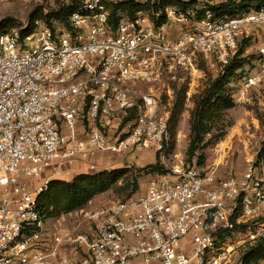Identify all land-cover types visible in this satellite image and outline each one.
Masks as SVG:
<instances>
[{
	"label": "built area",
	"instance_id": "obj_1",
	"mask_svg": "<svg viewBox=\"0 0 264 264\" xmlns=\"http://www.w3.org/2000/svg\"><path fill=\"white\" fill-rule=\"evenodd\" d=\"M195 2L113 22L116 1L84 0L68 28L36 23L0 35V264H246L264 239V177L252 163L223 177L180 161L149 173L144 192L91 203L55 229L38 210L73 164L94 167L99 153H163V63L192 72L200 56L218 71L260 30L239 100L264 83V5L230 16Z\"/></svg>",
	"mask_w": 264,
	"mask_h": 264
},
{
	"label": "rangeland",
	"instance_id": "obj_2",
	"mask_svg": "<svg viewBox=\"0 0 264 264\" xmlns=\"http://www.w3.org/2000/svg\"><path fill=\"white\" fill-rule=\"evenodd\" d=\"M83 1L0 0V35L15 29L19 30L24 26L28 27V30H32L36 27V23L44 26L46 20L54 28H62V23L56 19L55 14L60 9L80 5ZM147 1L135 0V2L141 4ZM216 1L224 2L226 0H204V3ZM250 9L254 8L251 7ZM140 12L150 19L154 18V14H156L152 10ZM160 12L164 13V9ZM253 34L259 37V41H245V39L241 41L239 47L241 45L242 47L240 49L238 47L241 54L238 59L241 60L242 67L234 73L226 85L227 93L233 97L234 103L232 108L223 114V119L227 125L224 136L218 141L209 142L211 143L209 144L210 136L207 135L205 140L199 144L195 156L188 161L190 127L194 118L193 110L195 109L194 97L205 91L208 84L216 79L215 74L218 71H212L200 56H197V66L195 71L192 72L170 68L167 63H163L160 68L161 76L156 84L164 89L162 101L167 112L168 140L165 143L164 151L161 154L150 149L126 155L106 154L107 160L114 162L101 170L90 165H83L84 173L93 174L97 170H99L98 172H109L113 169L129 167L132 170L127 175L136 176V186L138 187L136 190L134 185L125 187L122 180H119L116 189L94 198L91 201L94 205L127 199L126 197L132 195V192L133 195L140 191L144 192L149 172L148 169L144 168L156 164L162 172L180 161L184 164L195 163L201 168L214 166L217 169V174L225 177L228 175H242L248 164L252 163L264 177V158L263 160L260 159L261 155L264 156L262 154L264 145V83L252 88L244 100L238 98L244 79L254 71L257 48L263 38L260 30H255ZM179 93L180 96L177 98ZM179 98L182 101L181 106L177 108L178 114L174 117L173 112H175ZM215 129L217 128L213 127L210 133H216ZM62 221L63 219L60 218L47 221L46 224L55 229L62 226Z\"/></svg>",
	"mask_w": 264,
	"mask_h": 264
},
{
	"label": "trees",
	"instance_id": "obj_3",
	"mask_svg": "<svg viewBox=\"0 0 264 264\" xmlns=\"http://www.w3.org/2000/svg\"><path fill=\"white\" fill-rule=\"evenodd\" d=\"M218 2V1H217ZM195 0L191 1H177V0H148L145 3H137L135 0L120 1L116 4L108 6L110 10V17L113 22L116 21L118 14L124 13L129 17H134L137 12L152 10L153 13H158L167 7L173 6H192L195 5ZM264 5V0H245L240 4L234 3L232 0H226L224 2H218L212 4V2L204 3L207 9L225 13L230 16H236L243 12L258 9ZM79 5L68 7L67 9H60L56 14V19L62 23L63 28H68V17ZM254 9H250V8ZM153 19V18H152ZM165 22L164 17H161L158 21H155L156 25H160ZM45 27L54 28L48 23V20L44 22ZM5 28V27H4ZM34 28V25H33ZM250 41V40H245ZM242 45L239 47V49ZM240 50L237 51L236 57H234L229 64L222 67L215 74L216 79L208 84V87L194 97L195 109L193 110V122L190 127V143L187 151V155L190 161L196 151L199 149V144L205 140L207 135L210 136L209 142L218 141L225 134L227 127L223 114L232 108L234 100L231 95L227 93L226 85L234 73L242 67L240 56ZM180 93L177 94V98ZM181 100L176 103L174 117L178 114L177 108L181 106ZM215 127L216 133H210L212 128ZM211 134V135H210ZM211 144V143H209ZM262 154H264V145ZM264 156L261 155L260 159L263 160ZM144 169H148L149 173L159 172L161 168L156 164L154 166H147ZM129 167H123L113 169L112 171H102L97 173L80 174L75 176L70 181H52L49 183L48 190L40 195L38 198V210L41 219L44 222L50 220H57L62 216L73 213L79 209L89 206L94 198L116 189L119 180L125 187L134 185L136 190V176L127 175L130 173ZM141 171V170H140ZM133 196L128 195L126 198ZM264 259V239L259 242L254 248L246 254V264L257 263Z\"/></svg>",
	"mask_w": 264,
	"mask_h": 264
},
{
	"label": "crops",
	"instance_id": "obj_4",
	"mask_svg": "<svg viewBox=\"0 0 264 264\" xmlns=\"http://www.w3.org/2000/svg\"><path fill=\"white\" fill-rule=\"evenodd\" d=\"M105 155L106 154L99 153L96 156V158H95V166H94L95 169L101 170L104 167H107V166L111 165L114 162V161H111V160L108 161L107 158L105 157ZM99 170H97V172ZM72 171H73V175H71L67 180H63V181H70L75 176L80 175V174H89V173H84V171H83V165H81L80 163L73 164Z\"/></svg>",
	"mask_w": 264,
	"mask_h": 264
}]
</instances>
